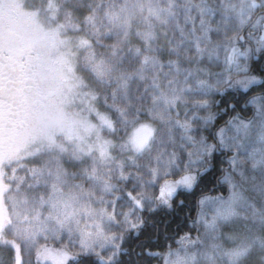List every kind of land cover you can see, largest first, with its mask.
Here are the masks:
<instances>
[{"label":"snow or ice","instance_id":"1","mask_svg":"<svg viewBox=\"0 0 264 264\" xmlns=\"http://www.w3.org/2000/svg\"><path fill=\"white\" fill-rule=\"evenodd\" d=\"M153 262L264 264V0H0V264Z\"/></svg>","mask_w":264,"mask_h":264},{"label":"trees","instance_id":"2","mask_svg":"<svg viewBox=\"0 0 264 264\" xmlns=\"http://www.w3.org/2000/svg\"><path fill=\"white\" fill-rule=\"evenodd\" d=\"M219 99V97H217ZM227 99V98H225ZM212 175H209L205 178V180L201 183L200 188L195 191V193H188V192H181L178 194L176 198V210H158L157 213L150 218L155 221L156 225L158 226V229L163 233L164 230H167V235H174L176 232L177 227V220L179 219L180 222L183 224V229L181 230L180 234L182 235L184 231H193L189 225L191 221L189 220L187 224H184V213L189 212L192 209V205L194 204L195 199L199 196L201 191L206 192L209 195H216L218 192L225 191L224 188L217 186V191H213V184L212 181ZM184 200L185 205L180 206L179 201ZM193 215L195 213L193 212ZM193 235H195V232L193 231ZM161 241L163 240V236L160 237ZM143 239V237L141 238ZM178 239V237H177ZM169 243H172L171 240L168 241ZM136 244V241H130L126 247L132 246L134 247ZM173 243V247H176ZM158 250V249H154ZM155 264V262H153Z\"/></svg>","mask_w":264,"mask_h":264},{"label":"flooded vegetation","instance_id":"3","mask_svg":"<svg viewBox=\"0 0 264 264\" xmlns=\"http://www.w3.org/2000/svg\"><path fill=\"white\" fill-rule=\"evenodd\" d=\"M234 102V101H233ZM227 117H225V119H226Z\"/></svg>","mask_w":264,"mask_h":264}]
</instances>
